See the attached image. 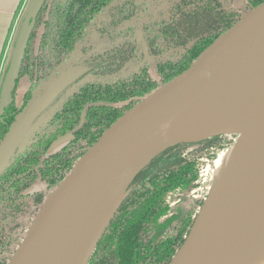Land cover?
<instances>
[{
	"label": "trees",
	"instance_id": "trees-1",
	"mask_svg": "<svg viewBox=\"0 0 264 264\" xmlns=\"http://www.w3.org/2000/svg\"><path fill=\"white\" fill-rule=\"evenodd\" d=\"M117 1H46L18 80L19 84L27 77L30 86L21 103L16 100V88L14 104L0 116V142L41 82L48 81L55 68L86 42L93 25L103 38L113 39L118 25L135 15V0H126L118 14L112 13L110 23H95ZM263 3L264 0H174L162 17L144 27V48L157 60V78L143 66L116 81L86 82L69 95L36 133L31 145L0 176V264H9L47 197L113 124L187 71L205 50ZM137 49L135 41H123L93 52L85 65L96 76L115 74L136 62ZM174 55L178 57L173 60ZM67 136L70 139L62 148L49 152ZM234 140L212 136L170 146L155 156L129 185L88 264H170L208 198L203 195L188 205L182 198L172 206L171 196L176 192L188 195L196 189L203 158L213 160L212 173L218 154L230 148ZM192 146L195 151L188 152Z\"/></svg>",
	"mask_w": 264,
	"mask_h": 264
},
{
	"label": "water",
	"instance_id": "water-1",
	"mask_svg": "<svg viewBox=\"0 0 264 264\" xmlns=\"http://www.w3.org/2000/svg\"><path fill=\"white\" fill-rule=\"evenodd\" d=\"M46 1L33 0L22 20L1 89L0 116L14 104V92L24 57ZM263 60L264 3L205 50L187 71L146 97L104 133L47 197L9 264H58L67 250V241L77 233L123 173L135 170L130 185L155 156L179 144L166 143L165 135L182 111L226 80L235 78L240 81ZM76 78L74 72L51 81L49 78L34 94L0 142V176L31 145L36 133L52 116L30 137L33 126ZM129 185L99 232L94 234L92 250L84 264H88ZM207 199H211L210 195ZM204 206L205 203L202 209ZM200 213L170 264H264V177L199 246L183 254L182 250L191 238Z\"/></svg>",
	"mask_w": 264,
	"mask_h": 264
},
{
	"label": "bare ground",
	"instance_id": "bare-ground-1",
	"mask_svg": "<svg viewBox=\"0 0 264 264\" xmlns=\"http://www.w3.org/2000/svg\"><path fill=\"white\" fill-rule=\"evenodd\" d=\"M235 134L220 152L211 173L210 197L182 253L199 246L264 177V60L238 81L231 78L188 106L171 123L166 143H194L212 136ZM135 170L123 173L107 190L79 230L67 241L58 264H84L113 207L123 198Z\"/></svg>",
	"mask_w": 264,
	"mask_h": 264
},
{
	"label": "rangeland",
	"instance_id": "rangeland-1",
	"mask_svg": "<svg viewBox=\"0 0 264 264\" xmlns=\"http://www.w3.org/2000/svg\"><path fill=\"white\" fill-rule=\"evenodd\" d=\"M172 1H174V0H135V4L137 6L136 15L133 18H131L129 20H125L118 25L116 31L114 32L115 37L113 38V41L120 42L126 38L137 40V43L139 46V49H138L139 59L136 60V62L134 64L127 65L120 72L115 73V74H111V75H105V76H96V75L91 74V73L83 74L85 72V68L83 67L84 57H83V54L80 51V49H78L68 59L64 60L55 69V71L51 73L50 81L57 78V77L59 78L60 76L67 74L69 72H74V74L77 75V78L65 90V92L57 100H55V102L38 119V121L36 122V124L32 128L30 137H32L35 134L37 128L41 124H44L61 107V105L63 104V102L65 101V99L69 95L78 91L79 88L81 87V85H83L86 82H91V81H96V80L105 81V82L116 81L119 79V77L129 76L134 71L139 70L143 66H147L151 75L154 78H157L158 77L157 60L154 57H151L146 53L145 48L142 44L141 32L143 30V26L146 23L162 17V14L164 13V11H166V8L169 7V5L172 3ZM32 2H33V0L29 1L28 7L26 9V13L29 10ZM97 22L99 23L98 20H95V23H97ZM21 25H22V21H21L20 26ZM93 27L95 28L96 26L93 25L92 28ZM129 28H133V29H129ZM92 41H94V39H92ZM105 42L107 44L110 43L111 37H106ZM167 56H164L163 58H167ZM177 57H178L177 55H174L172 58L174 60ZM81 69H83V71H81ZM46 83H47V81L41 82V84L39 85L36 92H38L39 89L42 88V86ZM29 86H30L29 79L27 77H23L20 80L19 86L17 87V91H16V99L19 103L21 102L22 97L25 94V91L28 90ZM41 129L42 128H40L39 131ZM223 135H224V139L226 141L232 140V139L234 140L237 137V135L233 136L234 134H223ZM70 136H67L64 139L57 141L53 145V147L50 149L49 152H51V153L56 152L60 148H62L65 145V143L70 139ZM28 142H29V140H28ZM194 149H195V147L192 146L188 149V152L193 153L195 151ZM203 161H204V165L202 166V169L200 172V180H199L200 184H199V186L196 189H194L191 193H189L188 195L181 194L180 192H176L175 194H173L171 196V199H170L171 202H173L172 206H174L182 198H184V201L187 202L186 205H188L193 200L200 199L203 195H205V197L210 195L211 186H212L213 182H210L209 176H211V170H212L211 165H213V160L208 159V158H203ZM203 169H207L208 171L204 172ZM198 213H200V211Z\"/></svg>",
	"mask_w": 264,
	"mask_h": 264
},
{
	"label": "crops",
	"instance_id": "crops-1",
	"mask_svg": "<svg viewBox=\"0 0 264 264\" xmlns=\"http://www.w3.org/2000/svg\"><path fill=\"white\" fill-rule=\"evenodd\" d=\"M30 0H0V94Z\"/></svg>",
	"mask_w": 264,
	"mask_h": 264
},
{
	"label": "flooded vegetation",
	"instance_id": "flooded-vegetation-1",
	"mask_svg": "<svg viewBox=\"0 0 264 264\" xmlns=\"http://www.w3.org/2000/svg\"><path fill=\"white\" fill-rule=\"evenodd\" d=\"M68 1V0H67ZM53 2L54 3H61V2H63V1H61V0H53ZM126 2V0H118L115 4H113V8L111 7L110 9H108L107 11H105L104 13H102L96 20H98L99 22H100V24H107V23H110L111 21H112V13H117L118 14V10H119V8L120 7H122L123 6V4ZM46 3V2H45ZM136 5V4H135ZM44 7V6H43ZM43 9V8H42ZM42 11V10H41ZM136 13H137V11H136ZM136 13H135V15H136ZM134 15V16H135ZM133 16V17H134ZM132 17V18H133ZM131 19V18H130ZM127 20H129V19H127ZM154 21H156V19L155 20H152L151 22L149 21L148 23H146L144 26H143V30H142V32H141V36H142V44H143V46H144V35H145V26H149L152 22H154ZM36 27V26H35ZM129 29H133V28H129ZM92 39H94V41H92ZM105 40H106V37H102L101 35H99V33L98 32H96L95 31V28H92V32L90 33V35L87 37V39H86V42L85 43H83V44H81V45H79L78 46V48H77V50L78 49H80V51L82 52V54H83V57H84V62H83V67L85 68V72L83 73V74H85V73H90L89 72V70H88V68L86 67V65H85V61L91 56V54L93 53V52H96V51H102L104 48H106V47H109V46H112V45H115V44H118V43H121V42H123V41H127V40H132V41H135L136 43H137V40H135V39H130V38H126V39H124V40H122V41H120V42H115V41H113V39L111 38V42L110 43H106L105 42ZM84 47H86V52H84L83 51V48ZM137 48L139 49V46H138V43H137ZM138 49L136 50V56H135V59L136 60H138L139 59V54H138ZM76 50V51H77ZM76 51H74L72 54H74ZM71 54V55H72ZM70 55V56H71ZM69 56V57H70ZM69 57H67L66 59H68ZM65 59V60H66ZM62 63V62H61ZM60 63V64H61ZM59 64V65H60ZM58 65V66H59ZM57 66V67H58ZM56 67V68H57ZM55 68V69H56ZM55 71V70H54ZM53 71V72H54ZM81 71H83V69H81ZM19 86V84L17 85V87ZM82 86V85H81ZM28 89H29V87H28ZM64 93V92H63ZM62 93V94H63ZM61 94V95H62ZM60 95V96H61ZM59 96V97H60ZM58 97V98H59ZM57 98V99H58ZM17 100V99H16ZM22 101V100H21ZM18 102V101H17ZM21 103V102H20Z\"/></svg>",
	"mask_w": 264,
	"mask_h": 264
},
{
	"label": "built area",
	"instance_id": "built-area-1",
	"mask_svg": "<svg viewBox=\"0 0 264 264\" xmlns=\"http://www.w3.org/2000/svg\"><path fill=\"white\" fill-rule=\"evenodd\" d=\"M203 170H204V172H205V171H206V172L208 171L207 169H203ZM202 175H203V174H202Z\"/></svg>",
	"mask_w": 264,
	"mask_h": 264
}]
</instances>
